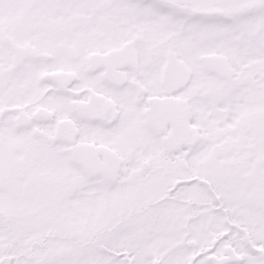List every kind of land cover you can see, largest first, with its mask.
Returning <instances> with one entry per match:
<instances>
[{
    "label": "snow or ice",
    "instance_id": "obj_1",
    "mask_svg": "<svg viewBox=\"0 0 264 264\" xmlns=\"http://www.w3.org/2000/svg\"><path fill=\"white\" fill-rule=\"evenodd\" d=\"M0 264H264V0H0Z\"/></svg>",
    "mask_w": 264,
    "mask_h": 264
}]
</instances>
